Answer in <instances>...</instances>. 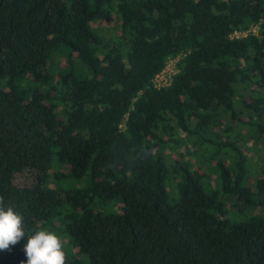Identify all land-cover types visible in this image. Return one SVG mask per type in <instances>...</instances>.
I'll return each instance as SVG.
<instances>
[{"label": "trees", "instance_id": "obj_1", "mask_svg": "<svg viewBox=\"0 0 264 264\" xmlns=\"http://www.w3.org/2000/svg\"><path fill=\"white\" fill-rule=\"evenodd\" d=\"M115 20L111 39L94 26ZM249 140L264 147V0H0V195L26 232L0 264H26L37 230L66 264H264ZM187 142L208 172L168 155Z\"/></svg>", "mask_w": 264, "mask_h": 264}, {"label": "clouds", "instance_id": "obj_2", "mask_svg": "<svg viewBox=\"0 0 264 264\" xmlns=\"http://www.w3.org/2000/svg\"><path fill=\"white\" fill-rule=\"evenodd\" d=\"M26 237L25 218L13 207L5 206L0 195V251L11 252ZM63 240L54 232L37 230L27 236L23 247L26 264H66ZM24 264V262H22Z\"/></svg>", "mask_w": 264, "mask_h": 264}, {"label": "rangeland", "instance_id": "obj_3", "mask_svg": "<svg viewBox=\"0 0 264 264\" xmlns=\"http://www.w3.org/2000/svg\"><path fill=\"white\" fill-rule=\"evenodd\" d=\"M118 21L115 20L112 24H97L94 25L97 28H101L103 31V36L106 39H111L113 37V33L115 32L116 26L118 25ZM254 28V27H253ZM65 65V62H64ZM248 119V118H246ZM238 124H235V126ZM237 127V126H236ZM247 126L243 127V130L245 131ZM236 129H239L237 127ZM236 131L233 133L235 136ZM184 135H181V138H184ZM246 155L251 161L252 165V171L257 172L260 168V166L264 163V147L260 145H256L254 140H249L246 143V149H245ZM168 155L171 157L172 160H179L183 159L184 161L190 162L194 168V170L198 171L201 174H204L205 172H208L211 169V165L209 163H202L203 157L197 152V149H195L190 143L183 144V146L179 147L177 150H168ZM61 172L67 173L69 172L68 169H61ZM211 181L213 184V187L216 186V179L215 175L213 174L211 177ZM252 180H255L256 177H252ZM231 209V206H230ZM244 217L238 218L242 219Z\"/></svg>", "mask_w": 264, "mask_h": 264}, {"label": "built area", "instance_id": "obj_4", "mask_svg": "<svg viewBox=\"0 0 264 264\" xmlns=\"http://www.w3.org/2000/svg\"><path fill=\"white\" fill-rule=\"evenodd\" d=\"M249 33H253V34L257 35L258 34V26H254V28L252 27L249 31H246V32L236 31L232 35V38L245 37ZM180 60H181L180 56L169 59L165 68L161 72L156 74V76L154 77V79L152 81L153 86L156 89L167 88L171 85L174 76L179 72L178 64H179Z\"/></svg>", "mask_w": 264, "mask_h": 264}]
</instances>
